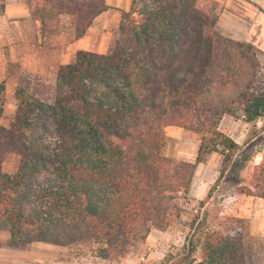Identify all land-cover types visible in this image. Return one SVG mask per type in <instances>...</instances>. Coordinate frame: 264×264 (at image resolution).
<instances>
[{"label": "trees", "instance_id": "1", "mask_svg": "<svg viewBox=\"0 0 264 264\" xmlns=\"http://www.w3.org/2000/svg\"><path fill=\"white\" fill-rule=\"evenodd\" d=\"M23 1L30 16L44 2L68 15L73 39L107 10L103 0ZM135 1L120 13L108 54L76 52L56 70L51 103L19 91L11 121L0 125V163L17 158L14 172L0 169L7 246L43 242L122 257L179 216V199L208 156L220 157L215 183L230 166L240 170L250 160L237 157L240 146L218 124L223 117L240 120L250 138L264 131L260 51L217 34L204 0H150L152 7L141 11ZM38 121L50 131L35 140ZM165 127L197 135L193 162L161 155ZM39 164L51 181L31 175ZM236 191L264 200V151ZM222 229L203 233L196 264H264V238H250L241 219Z\"/></svg>", "mask_w": 264, "mask_h": 264}, {"label": "rangeland", "instance_id": "2", "mask_svg": "<svg viewBox=\"0 0 264 264\" xmlns=\"http://www.w3.org/2000/svg\"><path fill=\"white\" fill-rule=\"evenodd\" d=\"M204 1L212 7L217 18L220 4L213 0ZM135 2L136 9L140 11L152 7L150 0ZM233 26L235 29L230 30L223 23H215L213 28L221 36L248 43L249 37L242 35V29H247L245 23L236 19ZM263 43L262 48L257 49L264 64ZM51 60L49 52L35 47H29L26 51L10 52L7 47L0 50L1 126L6 127L11 121L19 91L44 105L51 103L58 68L49 67ZM34 127L35 140L39 139L42 131H50L49 124L45 121H38ZM249 129L240 120L229 117H223L219 121L218 130L240 146L237 157L247 154L250 160L240 170L230 166L215 183L220 157L216 154L208 156L195 168L191 191L184 199H179V216L164 231L151 230L145 239L134 242L124 256L104 259L96 256L90 248L57 246L43 242H33L24 248H11L7 246V231L0 229V264H196L199 261L198 242L203 233L224 230L222 226L229 219H241L250 238L263 239L264 200L238 194L236 191L237 187L247 182L254 160L261 158L264 151V131L250 138ZM197 143V135L178 127H165L162 130L161 155L171 160L193 162ZM16 166L17 158L13 155L5 156L0 163V169L4 173L14 172ZM31 175H37L42 182L51 181L45 164L35 166ZM209 189L211 193L206 198Z\"/></svg>", "mask_w": 264, "mask_h": 264}, {"label": "crops", "instance_id": "3", "mask_svg": "<svg viewBox=\"0 0 264 264\" xmlns=\"http://www.w3.org/2000/svg\"><path fill=\"white\" fill-rule=\"evenodd\" d=\"M103 1L107 10L96 16L78 39H73L70 17L54 14L48 3H42L40 15L30 16L23 0L5 1L0 6V50L5 47L10 52L26 51L29 47L43 49L52 57L50 68L72 62L78 51L105 54L112 49L118 35L120 13L128 11L131 0ZM213 1L220 4L216 25L223 23L226 28L234 30L233 21L238 19L247 27L245 31L242 29V35L249 37L248 43L262 48L264 14L258 8L264 10V0ZM259 160H254V165Z\"/></svg>", "mask_w": 264, "mask_h": 264}]
</instances>
